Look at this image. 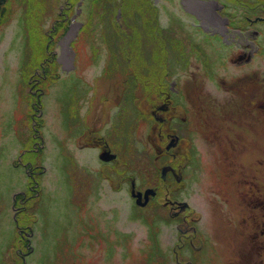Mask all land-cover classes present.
Masks as SVG:
<instances>
[{"label": "rangeland", "instance_id": "rangeland-1", "mask_svg": "<svg viewBox=\"0 0 264 264\" xmlns=\"http://www.w3.org/2000/svg\"><path fill=\"white\" fill-rule=\"evenodd\" d=\"M197 1H216L214 13L218 12L223 26L209 25L203 14L193 8L192 3ZM242 1L247 4L233 3V0H154L159 7L156 27L172 38L177 37V42L182 40L183 51L178 54L175 50H165L163 61L164 55L169 54V62L163 66L152 67L151 55L141 73L132 68L137 80L130 82L123 70L132 72L131 67L119 71L109 69L111 56L103 36L109 32L96 27L99 23L78 9L67 24L74 32L66 43L70 61L63 60L69 30L58 33L54 18L44 17L40 39L46 36L47 45L44 43L43 48L46 45L49 51V47H55V54L50 51L38 54L40 63L43 62L37 63L36 71L28 73L27 81L23 79L22 69L26 63L30 65L25 49L32 46L36 28L29 27L23 18L25 0L14 1L15 13L0 29V264H176L174 255L180 243L178 220L160 205L172 198L190 204L192 216L197 218V226L207 241L202 252L194 253L198 258H187L188 261L195 263L202 254H209L218 264H256L259 252H264V238L257 231L242 237L239 225L230 227L229 221L237 206L232 205L233 199L224 196L222 182L226 177L222 182L218 180L214 169L217 172L222 166L208 153L199 123L193 130V137L198 139L196 153H207L213 161L203 162L205 157L197 159L193 174L196 178L185 189L172 185L167 188L169 192L164 188L150 137L155 131L151 132L154 125L149 110L169 89L184 90L189 103L191 94L198 104L204 105L205 112L213 105L216 123L229 120L226 116L236 113L238 92L234 87L239 81L249 91L258 79L262 96L258 105L264 103V23L258 21L264 16V0ZM64 6L66 0H59L55 16ZM249 16L254 22L246 21L245 17ZM121 17V12L107 15L109 21ZM63 23L60 21L57 25ZM82 27L87 32L80 37ZM63 29L66 27L62 26ZM116 48L119 53L123 50L120 46ZM150 50L145 49L146 60ZM205 56L209 59L208 65ZM169 74L170 79H161ZM97 96L101 98L95 99ZM245 101L244 112L250 108L253 113L247 95ZM89 106H94L91 118L87 116ZM108 106L109 116H117V130L112 133L113 150L122 158L105 161L118 159L111 166L115 170L98 174L94 155L87 151L82 137L88 129L86 121H94ZM67 115L78 119L77 123L79 119L80 124L84 121L77 133L70 130L72 136L64 128ZM245 118L244 115L248 128L264 130V110L256 114L255 121ZM40 149L43 151L39 152ZM108 152L115 155L107 151L101 159ZM262 153L261 149L260 158ZM19 158L22 164L37 165L36 183L29 179L25 167L15 166ZM263 159L264 154L261 172ZM129 175L136 178L139 187L159 186L161 197L147 207L137 206L130 195L131 185L123 184L119 188ZM246 177L264 181L254 172ZM261 226L264 227V221ZM180 254H188L187 249ZM249 254L252 258L247 257ZM239 255L246 260H235Z\"/></svg>", "mask_w": 264, "mask_h": 264}, {"label": "flooded vegetation", "instance_id": "flooded-vegetation-1", "mask_svg": "<svg viewBox=\"0 0 264 264\" xmlns=\"http://www.w3.org/2000/svg\"><path fill=\"white\" fill-rule=\"evenodd\" d=\"M225 18L228 19V16ZM230 18L236 19L237 17L230 15ZM245 18L246 21L248 20L251 23L254 22V19H250V16ZM258 21L264 23V16H260ZM178 84L179 81L175 82L176 86ZM257 85L260 87V81L258 79L250 86V90L247 91L246 88L248 86L245 85L243 81H239L234 87L238 92L237 100L234 105L236 113L226 116L229 120H220L219 123H216L214 120L217 113L213 105L205 112L204 105H202V103L198 104L191 94L189 98L192 99V102L189 103L185 100L184 90L177 87H174L175 90L169 89L165 91L164 96L160 100L155 101L156 104L152 105L149 110V115L152 120L151 123L154 125L152 126L151 132L155 131L154 134L151 133L150 137L153 141L152 146L156 151V161L160 164L158 168L161 173L162 184L166 190L167 188L170 189L172 185L174 188L178 189L188 188L190 181L196 178L193 174L197 159L199 161L200 158L205 157L203 162H206V160L212 162L214 159L218 162L216 164L222 166V169H219L217 172L216 169H214L215 173H217L218 180L222 182L226 177L224 184L222 182L225 191L224 196L233 199L234 202H232V205L237 206L234 216L230 219L231 221H229L230 227L239 225L242 231V237L247 233L248 236L251 232L257 231L258 235L264 238V227L262 228L261 226L262 221H264V181L246 177V175H250L254 172L257 177L264 178V171L261 172L260 168L263 164L261 158H263L264 154V130L260 128L256 130L254 127L250 129L244 124V115L246 117L245 120L255 121L257 120L256 114L264 110V103H260L263 106L260 104V106L258 105V100H260L262 96L260 95L261 88H258ZM246 95L249 98V104L252 105L251 112L253 113H250V108L249 112H246V110L244 112L246 108ZM177 97H180V99L178 100ZM99 98L101 97H95V99ZM106 101L109 102V99ZM106 101L103 102L106 103ZM79 103L80 100L78 101V107ZM105 108L106 109L102 113L97 114L94 121H86V124L89 123L87 124L88 129L84 133L82 132V143L87 151L94 155V159L98 165V174L101 172L111 173L115 170L111 167L112 164H116L118 161V159L114 162L103 161L101 155L104 152L111 151L115 153L120 160L122 158L119 153L113 150L114 137L112 133L117 130V116L114 115L110 117L109 106ZM255 108L257 109L256 112ZM93 109L94 106H89L87 110V116L90 118L94 114ZM208 112H210V115L206 116ZM249 113L251 116L248 117ZM76 120L78 121V119ZM76 120H72L68 116L63 122L67 135L70 134V130H72V133H77L78 127L84 126V121L80 124L81 119H79V123H77ZM197 123H199L202 128L201 132L205 136L204 142H206L208 153L212 154L211 156L213 159L209 157L207 153H203V155L196 153V141H198V139L196 136L193 137V130H196ZM72 133L70 134L71 136L73 135ZM151 142L149 143L151 144ZM261 149L263 153L260 158ZM252 155L260 160L256 161ZM15 166L25 167L29 179L36 183L37 174H39V172L36 171L37 165L31 162L22 164L19 158ZM250 167L253 168V171L250 170ZM164 171H166V173L163 176ZM106 177L110 178V175H106ZM133 181L136 183V192L145 193L147 189H154L156 191V196L150 198L149 204L160 196L159 194L161 191H159V186L139 187L136 178L132 175L127 176L125 181L119 185V188L121 189L123 184H130V195L132 197ZM35 186L31 189L32 191H35ZM169 189L167 191H169ZM22 195L25 199L27 198L26 192L22 193ZM133 200L136 201L135 198H133ZM244 202H246V205ZM160 205L163 207L165 206L164 208L166 209L168 208L170 215L178 220L177 237L180 243L177 244L178 249L174 255L176 264H199V262L201 264H218V261L209 254H202L199 260H195V263H193L192 260V262L187 260V258L197 259L198 256L194 253L202 252L201 248L205 247L207 242L203 231L197 226V218H193L192 216L194 212L193 210L191 211L190 204L172 198L171 201ZM223 216L226 218V213H223ZM224 228L225 226L223 224V230ZM18 232L20 234L19 227ZM246 237L243 240H245ZM248 239L249 237L247 240ZM243 240L240 241L242 242ZM232 245L233 247L235 246V244ZM17 248V255H19V246ZM185 249H187L188 254H180ZM31 251H33V248L30 250V253ZM242 253L245 254L246 252L243 250ZM244 257L243 255H239L235 260L243 261ZM247 257L250 258L251 254L247 255ZM255 260L256 264H264V252H259Z\"/></svg>", "mask_w": 264, "mask_h": 264}, {"label": "trees", "instance_id": "trees-1", "mask_svg": "<svg viewBox=\"0 0 264 264\" xmlns=\"http://www.w3.org/2000/svg\"><path fill=\"white\" fill-rule=\"evenodd\" d=\"M14 1L17 0H0V29L7 21L10 20L12 15L15 13ZM104 1L105 3L102 6L103 9H100V4H102V2ZM233 1V3L241 5L245 3L247 4V2H244L242 0ZM80 3L82 4L79 6ZM58 5L59 0H25V2L23 3L22 11L24 13L23 18L25 20V23L28 24L29 27L36 28L35 32L33 33L34 40L32 41V46L28 45L30 49H25L30 64L28 65V63H26L24 65V71L22 69V74L24 73L23 79H25L26 81L28 73L30 71L38 69L39 64L43 62L42 61L40 63L38 54H46L49 51L54 52L55 54V47H49L48 51V48L46 47V40H44L46 36H43V38L40 39V24L42 23V20H44V17H53L55 26L54 29L58 33H64L65 31L68 32L69 28H67V24L69 23V20L72 19V17L76 14L77 9L81 10V13L86 14L87 17L89 16L91 19L96 20V23H99V25H97L96 27L101 26L105 29V31L109 32V34L106 33V35H103L105 39L104 43H106V45L108 46V51H110L109 53L111 56V64L109 69L119 71L123 70L124 68L131 67L130 69L132 70V72H129L128 69L123 70L127 75L128 82L137 80V75L135 74V72L139 71V73H141V68H143V65H146V63L148 64L151 55L153 56V60L150 59L151 62L153 61L152 67L156 65L163 66L164 64H167L169 62V54L164 55L165 61H163V52L165 50H175V52L178 54L183 51L184 46L181 44L185 43L181 39V42L179 40L177 42V37L173 36L172 38L171 36L166 35V33L158 26L156 27V22H158L159 16V7L155 5L154 0L153 2H151V0H66V6H64L63 11L55 16V9L56 7H58ZM119 12L122 13L121 19L117 20L116 18L111 21L108 20V14L111 15L113 13L116 15V13L118 14ZM127 17H129V19ZM60 21H64V23L57 25ZM82 21H84L82 23L85 27L86 22L83 19ZM87 22H89V20ZM96 23L94 24V26L96 25ZM62 26H65L66 30H62ZM84 27H82V29L84 30H80V33L82 32L80 34V37L87 32V29L85 30ZM63 35L64 34H61V36ZM52 38L55 39L54 35H52ZM143 38H145V41H143ZM44 43H46V49L43 48ZM140 43H143V45L141 46ZM117 46L123 48L121 53H119V49L116 48ZM112 47L113 49H116L113 50ZM147 48L151 49L148 52V55H146L148 57V60H146L144 57L145 49ZM201 53L204 52L201 51ZM45 54L43 55L46 57ZM54 58H56V56ZM137 58L139 60H137ZM136 61L138 62L136 63ZM204 61L207 65L209 64V59L207 56H205ZM187 62L188 61H185V63ZM133 67L136 71L132 69ZM148 74L154 75L150 72H148ZM161 79H170V74L167 77L164 76ZM167 85L168 82H166L165 86ZM144 86H147L146 81ZM37 100L38 105L41 106L40 98H37ZM38 111L41 112V110ZM41 140H43V138ZM35 151L36 149H34V152ZM42 151V149L39 150V152ZM83 206V203L80 204L81 208H83Z\"/></svg>", "mask_w": 264, "mask_h": 264}, {"label": "bare ground", "instance_id": "bare-ground-1", "mask_svg": "<svg viewBox=\"0 0 264 264\" xmlns=\"http://www.w3.org/2000/svg\"><path fill=\"white\" fill-rule=\"evenodd\" d=\"M193 8L196 9L197 11L201 12L203 15L202 17L206 20V22L209 25H218V26H223V24H221V22H223V20H220L217 17V14L214 13V4L213 3H201V2H194L192 3ZM74 30V29H73ZM71 34H73V31L70 33L69 37L65 40V51H64V58L63 60H69L71 59V57L69 56V51L67 48V41L70 39Z\"/></svg>", "mask_w": 264, "mask_h": 264}, {"label": "water", "instance_id": "water-1", "mask_svg": "<svg viewBox=\"0 0 264 264\" xmlns=\"http://www.w3.org/2000/svg\"><path fill=\"white\" fill-rule=\"evenodd\" d=\"M197 2L208 3V2H203V1H197ZM214 2H216V1H214ZM214 2L211 1V3H213V4H214ZM217 14H218V12H217ZM218 17L220 18L219 15H218ZM71 30H72V28L69 30L68 35L71 33ZM75 34H76V32H75ZM116 158H117L116 154L114 155V154H111L109 152L102 156V159L104 161H111V160H114ZM165 173H166V171L163 172V176L165 175ZM135 187H136V183H135V181H133L132 182V197L136 199V205L140 206L142 208L146 207L150 202V198L155 197L157 194L154 189H147L145 191V193L136 192Z\"/></svg>", "mask_w": 264, "mask_h": 264}, {"label": "clouds", "instance_id": "clouds-1", "mask_svg": "<svg viewBox=\"0 0 264 264\" xmlns=\"http://www.w3.org/2000/svg\"><path fill=\"white\" fill-rule=\"evenodd\" d=\"M136 202V201H135Z\"/></svg>", "mask_w": 264, "mask_h": 264}]
</instances>
